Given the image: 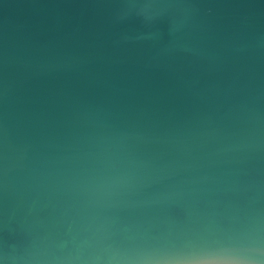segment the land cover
<instances>
[{"label": "water", "instance_id": "1", "mask_svg": "<svg viewBox=\"0 0 264 264\" xmlns=\"http://www.w3.org/2000/svg\"><path fill=\"white\" fill-rule=\"evenodd\" d=\"M0 264H264V0H0Z\"/></svg>", "mask_w": 264, "mask_h": 264}]
</instances>
